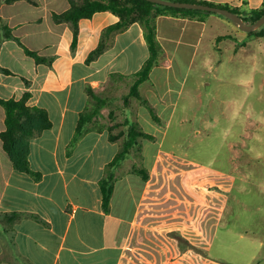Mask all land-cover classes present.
I'll use <instances>...</instances> for the list:
<instances>
[{
    "label": "crops",
    "instance_id": "1",
    "mask_svg": "<svg viewBox=\"0 0 264 264\" xmlns=\"http://www.w3.org/2000/svg\"><path fill=\"white\" fill-rule=\"evenodd\" d=\"M36 1L17 0L0 6L3 23L15 36L4 38L0 22V65L10 70L0 69V96L19 99L29 92L27 103L47 109L52 120V126L30 142L29 159L32 169L39 173L37 178L15 169L4 150L1 133L6 127V110L0 104V264L210 263L190 231L196 239L213 240L211 216L221 215V199L200 174L188 173L189 169L173 173L165 162L157 172V156L149 159L148 152L164 134L161 122L150 117L146 128L137 127L156 140L143 147V168L139 171L126 170L129 162H134L131 152L115 168L108 208L101 181L127 136L122 140L109 125L98 129L91 122L75 139L80 116L89 104L88 88L99 94L105 87L108 96L120 81L132 79L149 58L143 26L134 23L112 33L106 51L87 63L102 29L119 17L107 10L81 19L78 46L73 51L72 24L54 19L55 13L70 8V1ZM208 1L250 10L260 7L264 0ZM214 14L218 13L204 19L181 14L157 18L163 53L140 86V95L169 98L173 85L164 70L173 68L177 55L171 43L187 38L192 44L209 28L224 24V19ZM234 30L229 27L223 34L215 33L211 41L232 38ZM16 38L53 57L52 64L37 62ZM136 43L143 48L145 58L132 66L130 47ZM158 107V112L166 113L161 105ZM141 109L152 113L149 107ZM132 124L137 126L130 122V127Z\"/></svg>",
    "mask_w": 264,
    "mask_h": 264
},
{
    "label": "rangeland",
    "instance_id": "2",
    "mask_svg": "<svg viewBox=\"0 0 264 264\" xmlns=\"http://www.w3.org/2000/svg\"><path fill=\"white\" fill-rule=\"evenodd\" d=\"M214 15L224 24L192 44L187 38L171 43L177 55L173 68L164 70L173 85L167 100L131 96L135 77L124 79L108 96L105 87L100 90L108 110L103 107L92 127L109 125L123 140L130 122L142 129L150 117L161 122L164 134L148 152L149 159L157 156V172L165 162L173 173L189 169L221 199V215L211 216L213 240L196 239L190 231L210 257L208 264H264V36L249 35L226 16ZM229 27L235 29L232 38L211 41ZM130 48L136 66L145 53L138 43ZM145 106L151 114L143 113ZM154 140L139 136L126 170L143 168V147Z\"/></svg>",
    "mask_w": 264,
    "mask_h": 264
},
{
    "label": "trees",
    "instance_id": "3",
    "mask_svg": "<svg viewBox=\"0 0 264 264\" xmlns=\"http://www.w3.org/2000/svg\"><path fill=\"white\" fill-rule=\"evenodd\" d=\"M17 0H0V6L3 2L13 3ZM36 3V0H29ZM70 8L62 13H55L54 19L58 22L67 21L72 24L74 37L72 42V50L75 51L78 46L80 33V20L83 18H92L95 13L100 11H111L119 17V20L104 27L101 31L98 45L88 54L86 62L91 63L103 54L109 47V39L114 32H119L127 29L134 23H140L144 28V35L147 41L150 56L143 64L142 68L135 74V81L131 87V96L140 97V86L149 78L151 71L159 62L163 53L162 46L157 35V18L162 14H181L194 19H204L215 11L177 8L158 3H153L148 0H69ZM192 1L215 5L219 7L229 8L232 11L240 14L247 22L253 23L264 15V1L260 7L250 10H243L241 7H233L229 4L216 3L208 0H180ZM221 14V13H218ZM223 15V14H222ZM225 16V15H224ZM228 18V17H227ZM0 22L4 31V38H15L12 29L9 25L3 23V18L0 15ZM249 35L264 36V24L257 30L248 32ZM18 41L22 44L25 52L34 57L37 62H45L52 64L53 57L40 54L38 51L29 48L19 38ZM0 69L10 72L9 69L2 67ZM90 99L87 108L82 112L75 139L80 138L86 131L87 125L93 122L95 116L99 115L107 101L96 93L91 87L88 88ZM30 93L19 99L3 98L0 96V104L5 107L6 119L5 129L1 133L4 150L9 155L15 169L20 172H26L39 177V173L31 167L29 159L31 139L42 133L44 130L52 126L47 109L39 106H30L27 103ZM148 135V133L139 130L135 124H132L127 134L124 148L117 154L116 158L109 163L107 172L101 181L102 191L104 196L105 208H108L111 202L114 189L115 168L118 167L123 159L128 156L137 144L139 136Z\"/></svg>",
    "mask_w": 264,
    "mask_h": 264
},
{
    "label": "water",
    "instance_id": "4",
    "mask_svg": "<svg viewBox=\"0 0 264 264\" xmlns=\"http://www.w3.org/2000/svg\"><path fill=\"white\" fill-rule=\"evenodd\" d=\"M153 3H158L161 5L177 7V8H191V9H200V10H208L215 11L221 13L236 22L240 29L246 32H252L259 29L264 24V15L261 16L258 20L253 23L247 22L240 14L232 11L229 8L219 7L215 5L192 2V1H180V0H148Z\"/></svg>",
    "mask_w": 264,
    "mask_h": 264
}]
</instances>
